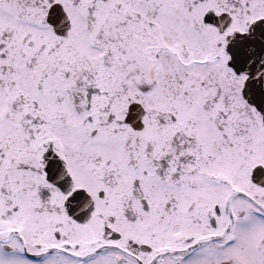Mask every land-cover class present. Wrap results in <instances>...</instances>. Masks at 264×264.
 Masks as SVG:
<instances>
[{
    "label": "snow or ice",
    "instance_id": "obj_1",
    "mask_svg": "<svg viewBox=\"0 0 264 264\" xmlns=\"http://www.w3.org/2000/svg\"><path fill=\"white\" fill-rule=\"evenodd\" d=\"M0 264H264V0H0Z\"/></svg>",
    "mask_w": 264,
    "mask_h": 264
}]
</instances>
